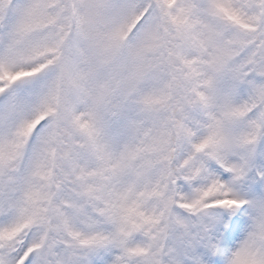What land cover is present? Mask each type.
Wrapping results in <instances>:
<instances>
[{
  "label": "snow or ice",
  "instance_id": "1",
  "mask_svg": "<svg viewBox=\"0 0 264 264\" xmlns=\"http://www.w3.org/2000/svg\"><path fill=\"white\" fill-rule=\"evenodd\" d=\"M0 264H264V0H0Z\"/></svg>",
  "mask_w": 264,
  "mask_h": 264
}]
</instances>
